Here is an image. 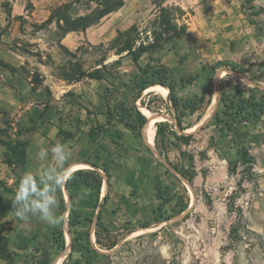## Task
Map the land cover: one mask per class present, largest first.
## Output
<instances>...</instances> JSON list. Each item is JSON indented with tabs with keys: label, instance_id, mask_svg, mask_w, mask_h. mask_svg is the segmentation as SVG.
<instances>
[{
	"label": "rangeland",
	"instance_id": "obj_1",
	"mask_svg": "<svg viewBox=\"0 0 264 264\" xmlns=\"http://www.w3.org/2000/svg\"><path fill=\"white\" fill-rule=\"evenodd\" d=\"M119 1L56 3L53 15H65L76 23L85 14L94 22ZM126 1L128 11L117 29L123 34L132 27L136 31L116 34L110 43L84 42L78 50L67 52L57 46L64 28L52 31L44 23L32 24L25 31L42 35L52 47L25 41L14 46L33 57L37 65L33 74L29 66L23 69L34 84L65 91L71 87L65 94L67 105L52 104L60 99L51 92L45 111L64 122L61 135L84 140L87 161L100 166L99 170L86 169L101 174L105 189L110 180L112 184L111 205L104 211L112 238L104 243L116 239L117 246L108 250L96 244L92 233L90 240L84 238L85 249L71 255L70 250L60 253L57 249L60 235L43 238L36 248L51 251L52 260H59L53 264H264V114L240 126L242 139L228 131L225 121L232 123V118L222 114L225 97L264 101V0ZM129 45L137 50L160 46L151 54L152 60L145 54L141 65L169 68V81L180 105L199 100L204 93L211 99L210 105L182 117L184 133L175 120L182 110L175 111L169 94L154 90L165 88L153 85L143 93L138 90L137 83L145 76L131 60L120 58ZM95 71L103 73L102 81H72L77 73ZM150 92L154 94L147 96ZM116 100L137 106L151 120L152 129L156 127L153 144L146 134L144 139L143 133L117 121H112L111 131L97 136L95 144L88 140L92 129L107 124L108 107ZM142 100L151 107L150 115L143 110ZM217 112L224 122L216 120ZM154 118L168 125L164 135L157 136ZM2 119L8 121V117ZM172 131L191 136L189 143L177 140ZM242 146L249 153L247 159L238 154ZM175 166L195 172L193 182L184 179ZM167 187L164 197L170 202L165 204L158 188ZM184 205L187 209L182 211ZM40 257L35 251L9 254L0 264H33Z\"/></svg>",
	"mask_w": 264,
	"mask_h": 264
},
{
	"label": "crops",
	"instance_id": "obj_2",
	"mask_svg": "<svg viewBox=\"0 0 264 264\" xmlns=\"http://www.w3.org/2000/svg\"><path fill=\"white\" fill-rule=\"evenodd\" d=\"M70 1L0 0V61L8 66L7 68L0 64V129L6 128L2 119L3 113H6L8 121L14 127L19 126L24 130L20 139L28 144L26 164L11 167L6 163L7 147L0 143V197L6 200L20 199V194L23 193L18 211L28 217L27 220H22L15 215V212L0 208V236L8 239L9 254L32 253L36 243L42 242L43 238L47 240L54 238L57 234H62L65 240L64 250H59L60 253H67L70 250L69 254H71L73 235L71 230L74 234L89 232L90 236L92 233L94 236L99 214L102 215L104 222V211L111 205L109 195L112 190V184H109L111 180L107 185L105 183L106 189L103 184L101 191L91 189L83 183H74L79 176H75L68 184L70 175L79 170L94 168V164H97L87 161L88 152L84 140L76 136L61 135L60 131L64 130V127L62 128L64 122L45 111L49 104V93L52 92L54 98L60 99V102H52V104L67 105L65 94L70 92L71 87L65 91V88L39 87L34 84L31 76H28L23 69L29 66L33 74V67H37L33 63V57L14 48V46H22L24 41L30 45L41 44L45 48L52 47L53 45H49L42 35L31 36L25 29L32 24L49 23L50 30H60L64 21H59L53 15V9L56 3L62 5ZM122 7L121 10L111 12L100 22L85 30L67 32L57 46L73 51L78 50L84 42L93 45L110 43L118 34V21L128 11L127 5ZM83 16L86 15L83 14ZM31 51L34 52L33 48ZM48 51L51 50L48 49ZM124 57L133 62L127 53L120 58ZM140 60L139 64L142 66ZM133 64L138 69L134 62ZM34 71H36L35 68ZM58 92L60 96H56ZM112 129L111 127L104 132ZM12 132L11 129L9 133L14 139ZM102 133L94 136L93 140L89 133V139H87L95 144L94 142L99 140L97 136ZM143 136L145 139V133ZM0 140L8 141V138L0 134ZM57 147L60 148L59 152L56 150ZM94 169L99 170V168ZM106 196H108L107 202H105ZM42 204L46 205L53 218L57 217L58 222L55 225L41 219L40 205ZM71 213L74 218L81 221L75 227H71L69 223ZM86 226L89 229H84ZM106 226L108 227L107 224ZM50 246L52 247L51 242ZM57 261L59 260H54V262Z\"/></svg>",
	"mask_w": 264,
	"mask_h": 264
},
{
	"label": "trees",
	"instance_id": "obj_3",
	"mask_svg": "<svg viewBox=\"0 0 264 264\" xmlns=\"http://www.w3.org/2000/svg\"><path fill=\"white\" fill-rule=\"evenodd\" d=\"M250 0H246V2H249ZM124 5V0H120L117 5H115L112 8L104 9L99 16L92 21L88 15L79 17L78 21L75 23V21H71L67 16L63 17H57L58 20H63L64 25L60 26V29H63V34L65 35L67 32L72 30H85L89 26H92L98 22L102 18H104L106 15L110 14L111 12L119 10ZM262 10V9H260ZM259 14V13H258ZM256 15V14H255ZM136 31V27H132L129 31H127L125 34H129L131 32ZM118 32V35H125ZM61 48L65 49L67 52H70L65 47ZM160 46H151L149 48H139L134 49L132 46H127L125 49H123L121 53L126 52L128 56H130L135 63V65L138 67L141 77L145 76V80L141 83H137L138 90L143 93L146 91L150 86L158 85L166 89L167 94L170 96V100L172 102V106L175 109L176 112L179 111V109L182 110L181 115L175 116L176 120V126L180 129L181 132H185L187 128L183 127L182 124V117L187 113V111H190L191 113H196L199 110L203 109L207 105L211 104V99H207L206 94L204 93L202 97L199 100H195L193 102H185L183 105H180V100L175 95V86L173 82H170V70L165 65H161L158 67H152L150 64H147L146 67H142L139 64L140 58L149 53L150 54V60H152V55L157 49H159ZM0 64L2 66H5L8 68L7 65H5L2 61H0ZM83 78H89V79H95V80H102L104 79L103 73L101 71H95L93 73H87V74H80L77 73V77L73 78L72 81H80ZM151 80V81H149ZM154 93L150 92L147 94V96H152ZM255 100V99H254ZM229 102V103H228ZM222 103L226 107V110L222 112L227 117L232 118V123L230 122V119H227L225 121L228 125V131L234 132V138L237 139L239 137L242 139V131L240 130V126H247L251 123L252 120H258L261 118V116L264 114V101H252L243 98H222ZM142 106L144 107L143 110L149 114L148 110H151V107L144 103V101H141ZM181 106V107H180ZM5 117H7L6 113H3ZM150 115V114H149ZM216 120L218 122H224V119L222 118L221 113L217 112L215 114ZM107 124L104 126L99 127L98 129H92L90 132V138L93 140L94 136H96L99 133H102L106 131L110 126H112V121H117L118 123L124 124L126 127L130 128L132 131L138 133V134H146L148 135L153 129L151 125V120L145 115L143 111H141L137 106L128 107L125 102L121 100H116L113 107H108L107 112ZM155 125L157 126V136L164 135L167 132L168 125L164 123H157L158 119L154 118ZM157 123V124H156ZM233 123L235 126L233 127ZM6 128L0 129V134L7 137L8 141L0 140V143L5 145L8 150L6 163L11 166H23L26 164L28 160V154H27V142L20 139L22 136L24 130L21 129L19 126H13L10 121H5ZM151 125V126H150ZM13 130L12 134L15 136L14 139L11 138V134L9 131L11 129ZM225 129H220L222 133H224ZM171 134L179 141L183 143H189L191 136L182 134L179 135L176 131H172ZM235 141V140H234ZM238 154L242 156L243 159L248 158V151L247 149L242 146ZM94 166L98 167L100 169V166L97 164H94ZM194 166L192 165V168ZM174 169L180 173V175L188 180L189 182H193L194 177L196 176L195 172L185 171L178 169L177 166L174 167ZM104 172H108L107 167L103 168ZM75 176H79V178L74 180V183H83L86 186L90 187L91 189H96L101 191L103 186V178L101 174L94 170H79L72 175H70L68 179V184L71 182L72 179L75 178ZM68 186V185H67ZM169 192V187H167L165 190H162L158 188V197L163 200L166 203L170 202L169 198L164 197ZM108 196L105 197V202H107ZM13 201H15V208L18 210V205L21 204L20 199H14V200H6L2 197H0V208L5 210H10L15 212V209L13 207ZM187 209V206L184 205L181 207L182 211H185ZM98 222L96 223V230H95V237H96V244L103 246L104 248L111 250L115 246H117L118 242L115 239L112 241V243H104L106 240H109L112 238V233L109 230V228L106 226V224L102 220V215L99 214ZM81 221L77 218L73 217V214H70V226L75 227L77 226ZM72 235V243L71 248L72 252H75L76 250L82 251L85 249V245L83 244L84 238L87 240H90V233L87 232L85 234H78L73 233L71 230ZM61 236L62 240H56L59 244L57 249L58 250H64L65 247V240L63 238L62 234H57ZM74 236V237H73ZM37 244V243H36ZM53 247V246H52ZM35 252H38V254L41 256L40 259H37L35 263L33 264H53L54 260H52V253L49 250H45L44 248L39 249L38 247L34 248ZM42 253V254H41ZM70 254V255H71ZM9 255L8 252V239L6 237L0 236V259L5 260ZM27 256V255H26ZM81 262L78 261V264ZM26 264V263H25Z\"/></svg>",
	"mask_w": 264,
	"mask_h": 264
},
{
	"label": "clouds",
	"instance_id": "obj_4",
	"mask_svg": "<svg viewBox=\"0 0 264 264\" xmlns=\"http://www.w3.org/2000/svg\"><path fill=\"white\" fill-rule=\"evenodd\" d=\"M245 83H247V81H245ZM56 150L59 152V151H60V148L57 147ZM68 171H70V169H69ZM19 198H20V199L23 198V193L20 194V197H19ZM13 207H14V209H15V215H16L17 217H19V218L22 219V220H27V219H28V217H27L25 214H23L21 211L16 210V208H15V201H13ZM40 209H41V219H42L43 221H45V222H47V223H49V224H52V225H55V224L58 222V221H57V217H56V218H53V217L49 214L46 205H44V204L40 205Z\"/></svg>",
	"mask_w": 264,
	"mask_h": 264
},
{
	"label": "bare ground",
	"instance_id": "obj_5",
	"mask_svg": "<svg viewBox=\"0 0 264 264\" xmlns=\"http://www.w3.org/2000/svg\"><path fill=\"white\" fill-rule=\"evenodd\" d=\"M154 90L155 91H162L163 92V94L164 95H168L167 93H166V91L164 90V89H162V88H160V87H154ZM162 94V93H161ZM163 95V96H164ZM216 97V96H215ZM215 100V99H214ZM215 106V105H214ZM211 109V108H210ZM211 111V110H210ZM155 130H156V127H154L153 128V130L147 135L148 136V140H149V144L151 145V144H153L154 142V136H155ZM57 264V263H56Z\"/></svg>",
	"mask_w": 264,
	"mask_h": 264
},
{
	"label": "water",
	"instance_id": "obj_6",
	"mask_svg": "<svg viewBox=\"0 0 264 264\" xmlns=\"http://www.w3.org/2000/svg\"><path fill=\"white\" fill-rule=\"evenodd\" d=\"M93 167L98 169V167H96V166H93Z\"/></svg>",
	"mask_w": 264,
	"mask_h": 264
}]
</instances>
